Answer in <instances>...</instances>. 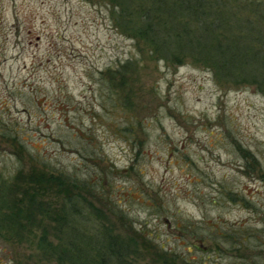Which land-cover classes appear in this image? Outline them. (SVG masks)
<instances>
[{"label":"rangeland","instance_id":"rangeland-1","mask_svg":"<svg viewBox=\"0 0 264 264\" xmlns=\"http://www.w3.org/2000/svg\"><path fill=\"white\" fill-rule=\"evenodd\" d=\"M224 1L226 23L248 16L264 32V0ZM119 11L113 0H0V178L100 179L103 200L80 189L69 198L81 207L74 217L88 235L118 236L130 264H163L162 246L190 248L194 261L264 264V90L218 77L189 51L164 59ZM0 193L9 198L5 185ZM59 193L40 197L55 213L68 207ZM16 194V221L0 206V264H60L23 218L39 214L36 200ZM232 227L233 240L220 235Z\"/></svg>","mask_w":264,"mask_h":264},{"label":"trees","instance_id":"trees-1","mask_svg":"<svg viewBox=\"0 0 264 264\" xmlns=\"http://www.w3.org/2000/svg\"><path fill=\"white\" fill-rule=\"evenodd\" d=\"M113 1L120 7L119 12L122 17V19L119 17L120 25L143 40L155 54L172 61L180 52L189 51L197 57L199 62L210 63L218 77L234 81L244 80L254 83L258 88L264 90V32L254 24L257 21H253L248 16L236 18L237 21L233 25L226 23V21H231L228 13L230 12L229 3L226 1ZM205 4L209 6L208 9L204 8ZM217 6L219 8H216ZM209 17L212 18L211 22H208ZM180 18L185 21H179ZM193 20L198 23L195 27L191 23ZM17 176L21 178L19 179L22 182L10 183V185L6 178H0V183L3 182L2 186L5 185L10 193L7 195L9 198L6 201L0 199V206L7 204L10 208L9 216H13L16 221L18 218L16 215L18 214L20 217L19 214L25 212V209L22 199V202H19V199H11L10 196L13 193L17 196L16 193L19 192L27 198L36 200V206L38 205L40 209L39 214H26L23 218L30 226L41 227L43 230L37 244L40 252L48 254V257L54 258L60 264H130L132 257L128 252V245L123 243L118 236H109L102 230L95 231L96 234L88 235L80 225L82 221L77 219L82 214L78 196L75 203L69 201V198L73 199L74 191L79 189L84 192L88 191L97 201L103 200L104 196L100 194L98 187L102 183L100 179L91 182L88 178L82 181L66 175V173L47 174L43 170L24 174L20 172ZM55 186L60 195H66L68 201H65V207H72L71 212L66 207L65 212L55 213V208L50 207L49 202L41 200L40 197L46 192H50ZM85 194L88 195L86 192ZM83 197L86 198V196ZM47 210L50 212H46ZM74 214L77 217H74ZM86 214L92 217L94 210ZM45 215L50 217L48 222L56 221L55 227L49 231L48 228H45L46 225L43 226V222L46 224L47 220L40 217ZM68 220L72 224L71 228L62 223ZM242 228L246 229L248 226ZM232 230L233 227L231 231H224L225 234L220 235L225 238H227L226 236L231 237L233 240L232 234L237 236L235 232L238 231L232 232ZM140 231L144 235L143 242L153 241L151 237L145 236V230ZM23 239L25 238L23 237ZM197 239L201 244L205 243L200 238ZM136 241L134 240V242ZM161 248L162 251H154L155 261L158 263L215 264L210 260L211 255L206 258L201 257L197 261H194V258L189 259L186 252H190V248H186V252L181 254L169 253L170 251L164 246Z\"/></svg>","mask_w":264,"mask_h":264}]
</instances>
